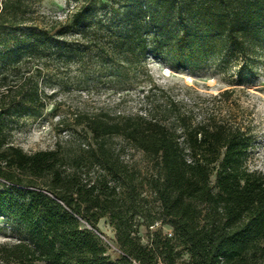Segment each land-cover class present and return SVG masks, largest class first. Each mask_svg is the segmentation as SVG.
<instances>
[{
  "label": "trees",
  "instance_id": "1",
  "mask_svg": "<svg viewBox=\"0 0 264 264\" xmlns=\"http://www.w3.org/2000/svg\"><path fill=\"white\" fill-rule=\"evenodd\" d=\"M37 1L0 0L5 71L45 63L68 33H106L104 74L118 80L153 58L176 71L206 65L242 86L264 55V0H67L62 21L38 15ZM77 52L57 54L69 63ZM14 82L0 72V219L18 234L0 244V264H264V173L247 169L252 135L232 115L197 118L168 99L157 114L78 119L79 139L28 154L12 142V120H39L48 97L34 77ZM102 220L114 260L93 232ZM157 224L169 232L142 244L138 228Z\"/></svg>",
  "mask_w": 264,
  "mask_h": 264
},
{
  "label": "rangeland",
  "instance_id": "2",
  "mask_svg": "<svg viewBox=\"0 0 264 264\" xmlns=\"http://www.w3.org/2000/svg\"><path fill=\"white\" fill-rule=\"evenodd\" d=\"M72 6L67 0H38L35 3L38 15L60 21L65 19ZM18 34H25V31H17ZM109 48L108 35L104 32H89L85 42L76 34L68 33L55 39L54 48L42 56L43 64L36 61L31 64L28 58L23 59V65L18 69L5 71L0 60V72L10 82L18 84L34 77L39 89L48 97L39 120L27 117L12 120L11 138L16 146L28 154L53 150L57 144L64 146L79 139L82 127L76 125L78 119L111 121L119 117L157 114L160 106L173 99L181 111L189 110L197 118L211 112L230 114L248 127L252 142L246 152V167L264 173V55L258 60L257 78L245 81L242 86H230L226 83L228 77L216 73L212 67L205 65L194 70L176 71L153 58H148L145 65L131 66L134 69L131 68L124 79L105 77V69L111 66ZM71 49L78 51L71 62L59 60L58 52L66 54ZM166 68H169L168 72ZM226 89H233V94L228 99L220 98L219 94ZM124 157L126 161L138 162L142 158L141 153L134 150H126ZM97 229L106 254L112 260L116 259L119 252L113 244V230L104 220L98 223ZM158 229L163 234L169 232V227L160 224L151 228L140 226L138 233L142 244H148ZM17 240V232L7 221L0 219V244H12ZM183 259L188 256L184 254Z\"/></svg>",
  "mask_w": 264,
  "mask_h": 264
},
{
  "label": "built area",
  "instance_id": "3",
  "mask_svg": "<svg viewBox=\"0 0 264 264\" xmlns=\"http://www.w3.org/2000/svg\"><path fill=\"white\" fill-rule=\"evenodd\" d=\"M93 232L100 238V233H98L97 231H95V230H93ZM133 264H137V263H135V262H133Z\"/></svg>",
  "mask_w": 264,
  "mask_h": 264
},
{
  "label": "bare ground",
  "instance_id": "4",
  "mask_svg": "<svg viewBox=\"0 0 264 264\" xmlns=\"http://www.w3.org/2000/svg\"><path fill=\"white\" fill-rule=\"evenodd\" d=\"M166 71L168 72L169 71V68H166Z\"/></svg>",
  "mask_w": 264,
  "mask_h": 264
}]
</instances>
